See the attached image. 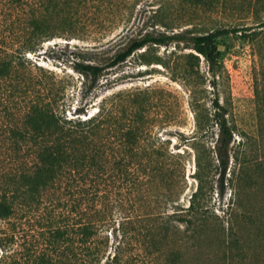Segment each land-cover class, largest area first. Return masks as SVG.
I'll return each mask as SVG.
<instances>
[{"label": "rangeland", "instance_id": "obj_1", "mask_svg": "<svg viewBox=\"0 0 264 264\" xmlns=\"http://www.w3.org/2000/svg\"><path fill=\"white\" fill-rule=\"evenodd\" d=\"M10 13V0H0V55L10 49ZM225 28L232 32L218 39L222 55L216 75L208 58L189 41L150 44L106 69L102 82L83 97L84 77L75 68L78 61L106 63L130 36L147 31L190 35ZM61 31L29 58L39 65L36 73H54L65 79L69 113H75L82 99L97 94L90 113L98 112L103 104L114 110L122 108L125 123L135 118L143 125L142 143L164 145L181 153L178 160L185 170V187L177 205L167 189L141 194L103 191L110 195L104 207L111 210L112 218L99 233L100 240L107 241L99 264H231V257L234 263H249L253 232L246 233V240L233 248L227 260L214 230L181 220L185 217L182 208L189 205L198 186L194 140L185 137L195 134L193 105L211 108L219 96L235 127L231 167L237 170L246 191L253 192L257 208L264 209V0H96ZM3 90L0 87V171H14L24 165L12 147L17 100L4 95ZM215 137L206 138L207 144L214 143ZM210 179L209 203L223 212L232 185L228 181L225 193H220L217 161ZM148 198L151 206L143 204ZM150 207L170 218L169 225L152 224L153 234L146 237V227L139 229L129 223V232L124 234L123 219L135 214V209L141 212ZM65 211L53 195L20 205L12 217L0 219V264H86L74 257L72 239L65 243L48 230L50 222H57L55 217Z\"/></svg>", "mask_w": 264, "mask_h": 264}, {"label": "trees", "instance_id": "obj_2", "mask_svg": "<svg viewBox=\"0 0 264 264\" xmlns=\"http://www.w3.org/2000/svg\"><path fill=\"white\" fill-rule=\"evenodd\" d=\"M95 1L10 0V49L0 55L2 93L17 100V116L11 126L12 147L24 162L14 171H0V219L12 217L20 205H32L56 195L67 211L55 217L57 222H50L48 230L65 243L72 239L74 257L86 264H99L106 253L107 241H101L99 233L112 217L111 210L104 207L110 195L103 191L141 194L167 189L172 191L171 200L177 205L186 181L183 164L178 160L181 153L169 151L164 145L142 143L145 130L138 119L125 123L120 115L122 108L114 110L104 104L98 112L90 113L97 94L82 99L72 115L68 111L71 104L65 79L54 73H36L39 65L29 55L40 51L44 41L60 36L71 19ZM231 32L225 28L190 35L183 31L132 35L108 62L84 59L76 63L75 68L84 77L83 97L102 82L100 77L106 69L125 62L150 44L189 41L208 58L216 75L222 55L218 39ZM193 111L195 134L185 139L194 140L198 186L189 205L183 206L185 217L181 220L189 226L202 223L214 230L223 259L243 238L246 240L247 232H253L252 253L246 264H264V209L257 208L253 192L246 191L237 170L231 167L235 127L229 109L216 96L211 108L193 105ZM211 134L216 137L209 146ZM215 161L220 168V193H225L228 181L232 185L231 198L223 212L209 203ZM261 196L264 202V194ZM148 199L143 204L151 206ZM135 212L123 219L124 234L129 232L128 224L134 223L135 228H147V237L153 234L152 224L166 226L171 220L153 207ZM234 259L231 257V264H243L234 263Z\"/></svg>", "mask_w": 264, "mask_h": 264}]
</instances>
